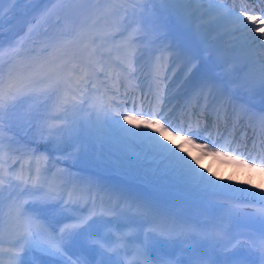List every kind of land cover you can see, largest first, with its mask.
Returning <instances> with one entry per match:
<instances>
[{
    "label": "bare ground",
    "instance_id": "bare-ground-1",
    "mask_svg": "<svg viewBox=\"0 0 264 264\" xmlns=\"http://www.w3.org/2000/svg\"><path fill=\"white\" fill-rule=\"evenodd\" d=\"M228 1L232 5L240 2L187 0L184 12L178 14L172 11L168 0H5L0 45L6 53L17 48L19 56L6 54L0 58V72L5 80L10 70L23 68L25 75L33 68L31 65L25 67L19 61L42 58L51 50V43L63 39L68 43L62 53V66L47 74L36 75L42 80L32 79L29 88L41 90L57 81H65V88L77 95L87 73L88 80H94L101 87L102 98L112 102L118 112L128 107L134 109L136 105L140 112L155 111L154 116L162 123L166 122L165 127L171 125L184 130L191 125L195 127L196 135L206 140L208 147L215 143L213 151L225 149L230 152L232 159L211 153L201 155L190 149L175 133L154 136L161 145L196 168L204 178L201 187L210 188L211 193L225 195L246 189L251 201L262 203L264 171L259 169L264 167V88L252 81L234 94L229 81L218 73L236 63L238 74L249 75V65L256 60H264V24L246 20L240 12L231 10ZM210 3L221 5L223 9L207 13ZM263 5H256L254 1L252 5L246 3L238 7L259 15ZM224 9L233 11L247 28L241 31L230 20L221 19ZM257 27L260 32L255 31ZM81 28L87 31L76 38ZM249 37L255 39L249 40ZM66 72H71V81L65 77ZM240 160L244 163H239ZM252 161L256 162L255 166H248ZM47 175L48 179L42 183L46 191L33 198L37 213L28 211L39 226L33 225L26 244L19 239L14 224L5 226L0 233V255L12 260L15 251H28L29 261L34 264L53 263V257H59L68 264H108L99 254L90 260L82 255L87 245L98 240V232L76 229L77 226L72 225L66 232L67 224L58 231L48 225L53 223L52 215L61 206V198L81 199L82 203L90 201L87 211L97 219L116 214L111 204L101 199L102 193L99 194L97 189L94 193L85 190L72 194L70 190L66 191L69 185L53 187L52 183L57 178L50 181L52 175ZM68 182L69 179L66 180ZM53 198L59 204L52 202ZM26 199L4 202L3 210L9 214L12 201L25 208ZM137 209L144 217L149 216V209L141 206ZM161 215L146 224L148 231L156 232V227L165 222ZM191 217L187 216L186 221L175 217L165 224L173 225L164 226L165 229H160L158 234H163L167 241L171 237L178 238L180 233H174L179 226V230L187 231L181 236L185 240L186 236L206 225L204 219L201 226L193 224ZM105 226L102 225L101 229L106 234L108 228ZM7 233L15 235L14 238H18L16 242L5 239ZM58 237L72 256L63 250ZM209 238H200L198 244L201 246L203 241L206 244ZM143 241H148L146 235ZM229 242L226 240L225 244ZM248 244L247 241L234 243L229 246V251ZM183 246L189 247V244ZM102 247L109 245L103 243ZM39 254L45 255L44 261L37 258ZM110 257L108 255L106 259L109 261ZM131 261L122 264H130Z\"/></svg>",
    "mask_w": 264,
    "mask_h": 264
},
{
    "label": "rangeland",
    "instance_id": "rangeland-1",
    "mask_svg": "<svg viewBox=\"0 0 264 264\" xmlns=\"http://www.w3.org/2000/svg\"><path fill=\"white\" fill-rule=\"evenodd\" d=\"M237 1H240L239 3H236L238 5H232V2L228 1L229 6L231 10L241 12L242 9L238 6H242V4L244 6V4L246 3L252 5L254 4L255 0ZM258 3L259 2H256V5ZM238 69V64L233 63L232 66H226L221 70V72L218 73L224 79L229 81V84L234 87V91L236 94L241 92L242 88L246 86V83L252 82L250 74H238ZM29 72H27L24 76H27ZM229 75L232 76L229 77ZM65 77L68 81H71L73 79L71 72H66ZM34 78H40L38 80H42L41 77ZM75 79L81 80V78ZM82 81L83 82L80 84L82 86H86V89H88L86 93V101H84L85 103L81 105V100L85 91V89L83 90L81 88V91L76 95L77 100L75 101V103L80 104V106L72 104V106L74 107V110L72 112L64 113V109L62 108L64 105L68 104V102H66L68 98L62 96L63 90L66 89V84L65 81H61L59 83H54L53 85L48 86L46 89L41 90L29 88V83L27 87H23L17 93L16 99L8 104L2 116H0V157H2V159H0V177L2 176L3 180L8 183V185H5L4 183L2 185V194H0V200H2V203L8 202L9 200H14L15 192L22 189V185L20 182L10 179L9 175L6 174L15 170L17 163H19L17 157L27 159L30 155L23 154V152L26 151L22 148L23 145L17 141H19V138L22 136V134L25 133L27 129H29L31 123L36 121V116L44 113L46 114L48 122L52 123L50 127L51 131L49 133V135L52 136H54L53 134H55L56 128L58 129L61 125L67 124L61 122L63 117L67 118L68 121L72 120L74 121V123H78L79 125H81L82 122L89 125L87 127V130L90 134L94 133V140L98 144V148H96L97 153L99 154L101 152L103 153V155L108 154L109 156L111 155L113 157L112 161L114 162V167L117 170V174H115V172L111 176V178L114 181L121 180L123 182H127L128 184H131L132 188L125 184L127 186L125 188L126 192L124 193L126 199L130 200V196L127 197V195L131 189H134L138 192H150L151 194H153L149 202V206L151 208H154V206H156L158 208L162 207L164 209L163 204L166 201L165 197H170L175 200L185 201V203L181 205L184 210H188L189 208L188 212L186 213L187 215L190 216L191 214H196L199 212V215L206 216L207 210L204 208L205 204L203 198L207 194L210 195V188L201 187V180L193 179L192 176L184 170H175L176 167L174 166V162H170L169 158L162 156L160 154L161 150L149 139L150 137L154 136L159 137V135L161 134L155 131L153 128L146 127L145 125L140 123V121L144 119L159 118L135 114L132 111L126 110L123 112H118L114 107L106 108L105 104L102 103V101L98 97V90L92 87L93 84H90L91 81L84 78L82 79ZM34 93L38 95L31 96ZM125 115L135 116L136 119L129 123L125 121ZM183 132L189 133L188 139L194 140L193 144H189L187 143V140H184L190 147V149L197 151L201 155H206L207 152L201 151L200 148L196 147V145L198 144H207L206 140L199 138L193 129L186 128L185 130H183ZM175 134L178 136L182 135L181 132H175ZM117 144L119 146L116 147ZM159 144L161 143L159 142ZM8 145H16L18 148H20V151L17 153H13L11 149H8L9 147L6 148ZM74 148L75 147L71 148L70 150H66V152L57 150V152L55 153H70L67 155H73L74 153L72 151H74ZM121 150H125L127 153H129L127 156H125L124 159H120V157H117V155L114 154L120 152ZM220 151L224 152L227 150L221 149ZM141 153H143V155ZM39 154H41V152H39ZM229 155H231V153L227 151V155L224 156ZM134 157H136L138 160L134 159ZM40 163L41 162H36V165H38V169H40V171L42 170V173L38 172V176L42 177L44 176L43 173H45L46 169L44 166L41 167ZM169 165L172 166L169 167ZM20 166L21 163L18 167ZM138 166H142L140 170L141 173L139 176H134L132 173V169L134 167L137 168ZM191 168L195 170V173H197V170L194 166H191ZM162 172L168 173H166V176L164 175L161 181L156 182V179ZM55 174H57V172L51 173L53 178L57 176ZM181 175H183L184 177L180 178ZM70 178L72 180V177ZM180 179H182L181 185H178L176 189L171 187L173 186L175 181H180ZM42 181L43 179L40 182ZM72 181H74L75 183L73 190L80 191V188L77 187V184L80 183L79 180L75 179ZM31 191L32 190L30 189H23L20 192L29 193V195H32ZM240 191L243 198H250V193L246 189H242ZM237 195H239L238 192L235 193L234 198L230 199H239ZM213 199V205H216L224 202L229 198L219 195L218 197H215ZM131 200H135V198ZM51 201H56L59 204L58 200H56L55 198H53ZM31 205L32 208H30ZM86 205L87 202L85 206ZM27 206L30 208V212L34 211L35 213H37L35 211V202L29 200L27 201ZM78 206L80 205H70L67 202H63V204L59 206L56 211L53 210L55 212L54 215H52L54 225L58 227L59 223H61L63 219H70L73 217L80 218V215L78 214L76 209ZM81 209L85 210L84 207H82ZM55 215L57 217H54ZM116 217L122 218L123 220L128 218V221H135V219L138 220L141 216L139 215L137 218L134 217V219H131L128 214L118 213ZM89 218L93 219V217ZM79 220L80 219H78V221ZM235 221L236 225H248L250 226V228L256 225H260L264 228V215L258 214L253 209L238 211L235 217ZM13 224L14 223L11 221L9 214H7L6 211L3 210V228L5 226L11 227L13 226ZM14 236L15 235H13L12 233H7L5 234V239L16 242L18 238H14ZM14 253L15 257L13 262L0 261V264H27L28 262H30V256H28L26 252L15 251Z\"/></svg>",
    "mask_w": 264,
    "mask_h": 264
},
{
    "label": "snow or ice",
    "instance_id": "snow-or-ice-1",
    "mask_svg": "<svg viewBox=\"0 0 264 264\" xmlns=\"http://www.w3.org/2000/svg\"><path fill=\"white\" fill-rule=\"evenodd\" d=\"M4 2L5 0H0V28H2L3 26L2 12H3ZM168 2L172 6V11L180 14L184 12L185 10L184 5L187 2V0H168ZM261 2L264 3V0H261ZM221 9H223V6L214 5L210 3L206 12L210 13L213 11H220ZM240 16H244L245 19L248 21L259 22L260 24H264V9H261L259 15L242 10L240 12ZM221 19L230 20L232 23L237 25L241 31L247 28V25L244 24V21L240 20L239 16H236L235 13L231 10L224 9ZM86 31L87 29L84 28L78 30L76 38L81 36ZM255 31L260 32L261 29L257 27L255 28ZM248 39L254 40L255 38L249 37ZM67 43L68 42H66L63 39L56 40L55 42L49 45L51 50L47 51L46 56L42 58L33 57L30 60L19 61V63H21L25 67L29 65L32 66L33 70L29 72L27 76H24L23 68H21L19 71L10 70L7 80H5L3 73L0 72V116H2L8 104L16 99L17 93L23 87H27L28 84L36 75L40 73L47 74L51 71H54L56 68L62 66L63 64L62 53L63 50L67 47ZM6 54L16 57L19 56L17 48H12L6 53L2 45H0V58H3ZM249 73L252 81L255 84H257L259 87L264 88V60H256L251 65H249ZM84 79H87V73H85ZM58 82L59 81H57V83ZM78 84L79 81L77 82V86ZM221 94L223 93L221 92ZM124 119L125 121L131 123L133 120L136 119V117L125 115ZM140 123H142L146 127L153 128L155 131L159 132L161 136H164L165 133L168 136H171L175 132H181L182 135L180 138L182 140H187V143L189 144L194 143L193 139H188L189 133L183 132L182 128L181 129L173 128L171 125L165 127L166 122L161 123V119L149 118V119L141 120ZM169 128H171V131H169ZM149 139L161 150L160 154L162 156L169 158L171 161L174 162V166L176 168L184 170L189 175H191L193 179L204 180V178L199 173H195V170L192 169L190 165H188L187 161H185L183 157L176 156V154L172 152L170 149L166 148L164 145L159 144V142L156 141L155 137H150ZM196 147L200 148L201 151L211 153L213 155H217V156L227 155V151L224 152L213 151V149L216 147L215 143H213L212 147H208L207 144H198L196 145ZM228 158L232 159L233 157L228 156ZM0 159H2V157H0ZM238 162L244 163L243 160H240ZM255 164L256 162L252 161L251 165L248 166L254 167ZM259 170L264 171V167H261ZM3 183L4 180L2 177H0V194H2ZM207 183H210V181ZM9 217L18 230L19 239L26 244L27 243L26 237L30 236L31 228L33 227V225H36L37 227L39 226L35 218L29 216L28 210L23 208V206L16 205L15 201H12L9 205ZM2 231H3V203L2 200H0V233H2ZM260 252L262 257H264V240L261 241ZM194 264H241V262H237L233 260L232 257L228 255H224L223 257H212V258L203 256L200 260L195 261Z\"/></svg>",
    "mask_w": 264,
    "mask_h": 264
},
{
    "label": "trees",
    "instance_id": "trees-1",
    "mask_svg": "<svg viewBox=\"0 0 264 264\" xmlns=\"http://www.w3.org/2000/svg\"><path fill=\"white\" fill-rule=\"evenodd\" d=\"M66 111H70V107L66 106ZM86 123H74L70 120L66 125H61L56 132V135H49L51 124L46 119V114L36 116V121L28 129L26 138L30 142L37 145L47 146L49 148L58 147L60 149L69 148L73 144L78 143L77 152L72 159L75 164L81 167L97 165L98 161L105 163L103 155L95 156L96 152L93 148L91 139L94 133H89ZM91 137V138H90Z\"/></svg>",
    "mask_w": 264,
    "mask_h": 264
}]
</instances>
